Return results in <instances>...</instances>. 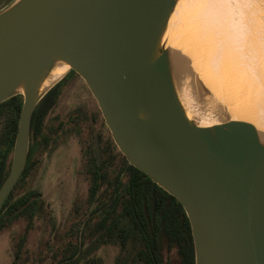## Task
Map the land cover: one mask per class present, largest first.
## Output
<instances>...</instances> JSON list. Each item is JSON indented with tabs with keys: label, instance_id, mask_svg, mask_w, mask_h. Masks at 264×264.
I'll use <instances>...</instances> for the list:
<instances>
[{
	"label": "water",
	"instance_id": "water-1",
	"mask_svg": "<svg viewBox=\"0 0 264 264\" xmlns=\"http://www.w3.org/2000/svg\"><path fill=\"white\" fill-rule=\"evenodd\" d=\"M180 1L13 0L0 10V103L22 97L0 210L27 162L35 106L73 70L126 162L181 204L194 264H264V133L231 119L170 44ZM243 3L264 32V0Z\"/></svg>",
	"mask_w": 264,
	"mask_h": 264
},
{
	"label": "trees",
	"instance_id": "trees-1",
	"mask_svg": "<svg viewBox=\"0 0 264 264\" xmlns=\"http://www.w3.org/2000/svg\"><path fill=\"white\" fill-rule=\"evenodd\" d=\"M70 70L35 106L30 126L27 162L0 210V232L22 221L21 232L12 236V264H36L44 257L26 248L33 221L44 215V205L35 191L13 197L15 190L36 165V155L58 143L63 137H79L82 162L88 174L87 206L77 215V227L62 248L53 254L52 264H73L84 249L104 244L117 246L113 264H194V249L188 218L179 201L128 164L111 137L92 128L89 117L80 109L70 112L54 126L46 118L66 84ZM21 95L0 103V185L5 179L17 128ZM93 114V120H97ZM90 205L92 208L89 209ZM44 239V238H43ZM25 255V257H23ZM59 255V256H58ZM34 261V262H32Z\"/></svg>",
	"mask_w": 264,
	"mask_h": 264
},
{
	"label": "rangeland",
	"instance_id": "rangeland-1",
	"mask_svg": "<svg viewBox=\"0 0 264 264\" xmlns=\"http://www.w3.org/2000/svg\"><path fill=\"white\" fill-rule=\"evenodd\" d=\"M12 1L0 0V10ZM246 1L208 0L205 13L212 18L213 10L219 11V16L222 17L220 25L225 24L226 30L228 28L227 32L230 30L233 35L237 31L236 24L243 20L245 24L247 21L244 10L248 6L245 8L243 3ZM77 109L89 117L96 132L103 137L110 136L89 88L78 75H75L66 80L56 104L46 118V123L54 126ZM93 114L98 116L96 121L92 119ZM36 158V165L17 187L13 197L28 191L39 194L45 216L34 219L33 227L28 233L26 248L30 251H38L40 245L42 249H46L45 243L41 244V242L47 241L53 250L51 252L42 250L40 254L44 257L36 264H52L54 252L62 248L67 240H72L69 234L77 227L79 220L77 214L87 206L89 180L82 162L79 137L74 133L63 137L54 146L43 151L42 155H36ZM91 208L92 205L89 209ZM24 225V222L19 221L0 232V264L13 263L12 236L21 232ZM85 245L83 252L75 256L73 264H113L117 253L116 245L104 244L93 249H87Z\"/></svg>",
	"mask_w": 264,
	"mask_h": 264
},
{
	"label": "bare ground",
	"instance_id": "bare-ground-1",
	"mask_svg": "<svg viewBox=\"0 0 264 264\" xmlns=\"http://www.w3.org/2000/svg\"><path fill=\"white\" fill-rule=\"evenodd\" d=\"M207 2H179L170 44L189 60L202 85L231 119L249 122L264 133L263 29L247 13L246 23H237L232 35L225 24L220 25L219 11L213 10L212 18L205 13ZM67 69L58 68L54 79Z\"/></svg>",
	"mask_w": 264,
	"mask_h": 264
}]
</instances>
